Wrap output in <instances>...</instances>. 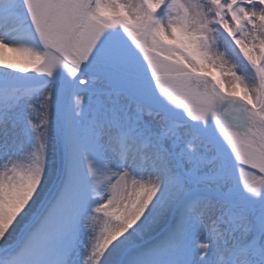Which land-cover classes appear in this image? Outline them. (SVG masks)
<instances>
[{
  "label": "snow or ice",
  "instance_id": "6c2138e0",
  "mask_svg": "<svg viewBox=\"0 0 264 264\" xmlns=\"http://www.w3.org/2000/svg\"><path fill=\"white\" fill-rule=\"evenodd\" d=\"M0 264H264V0H0Z\"/></svg>",
  "mask_w": 264,
  "mask_h": 264
},
{
  "label": "bare ground",
  "instance_id": "6f19581e",
  "mask_svg": "<svg viewBox=\"0 0 264 264\" xmlns=\"http://www.w3.org/2000/svg\"><path fill=\"white\" fill-rule=\"evenodd\" d=\"M7 53H4V55H6ZM8 54H10V56L8 55H6L7 57H15V56H19V55H22L21 53H12V52H10V53H8Z\"/></svg>",
  "mask_w": 264,
  "mask_h": 264
},
{
  "label": "rangeland",
  "instance_id": "374dc122",
  "mask_svg": "<svg viewBox=\"0 0 264 264\" xmlns=\"http://www.w3.org/2000/svg\"><path fill=\"white\" fill-rule=\"evenodd\" d=\"M8 53H10V52H8ZM8 53H7L6 55H7V56H8V55L10 56V54H8Z\"/></svg>",
  "mask_w": 264,
  "mask_h": 264
}]
</instances>
